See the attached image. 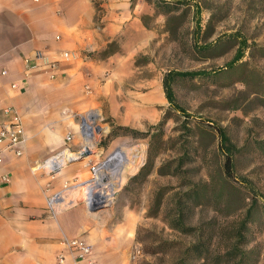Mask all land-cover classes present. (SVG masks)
Listing matches in <instances>:
<instances>
[{"label":"rangeland","instance_id":"1","mask_svg":"<svg viewBox=\"0 0 264 264\" xmlns=\"http://www.w3.org/2000/svg\"><path fill=\"white\" fill-rule=\"evenodd\" d=\"M89 1L95 26L108 20L115 31L91 53L112 55L104 90L69 113L64 139H72L60 148L82 149L83 117L99 112L104 130L67 163L90 172L79 197L95 190L93 170L125 147L136 169L111 204L91 211L115 235L131 228L125 264H264V0ZM190 71L203 74H175ZM165 77L181 110L166 97Z\"/></svg>","mask_w":264,"mask_h":264},{"label":"crops","instance_id":"2","mask_svg":"<svg viewBox=\"0 0 264 264\" xmlns=\"http://www.w3.org/2000/svg\"><path fill=\"white\" fill-rule=\"evenodd\" d=\"M94 17L89 0H0V125L8 118L3 108L12 106L27 135L21 155L0 144V264H72L63 236L85 239L98 264H125L123 252L134 242L131 228L113 234L107 218L84 202L55 215L46 211L47 195L88 180L84 165L69 163L54 176L35 167L60 150L69 113L104 90L112 55L93 59L91 53L107 45L115 24L107 20L97 28ZM62 50L75 56L26 69L25 58L35 52L51 61Z\"/></svg>","mask_w":264,"mask_h":264},{"label":"built area","instance_id":"3","mask_svg":"<svg viewBox=\"0 0 264 264\" xmlns=\"http://www.w3.org/2000/svg\"><path fill=\"white\" fill-rule=\"evenodd\" d=\"M74 56L75 54L73 52L62 50L57 54L56 58L49 61L46 55L37 51L33 56L25 58L26 69L30 70L42 62H50L51 64H54L55 62L67 60ZM4 72L5 71H2V73ZM13 86H15V84H13ZM3 112L8 118L0 125V144H2V150L13 152L15 155H21L27 141L22 118L18 111L12 106L4 107ZM65 139L67 141L71 140L72 135L68 134ZM78 151H81V149ZM78 151H71L69 147H64L48 156L35 167L42 169L50 176H54L70 161L71 158L76 157ZM65 153H70L71 156H65ZM95 170L96 169L93 171L95 172ZM81 184L82 183L79 182L65 183L60 190L47 195L45 198L46 211H48L50 215H55L63 209L76 206L81 201H83L87 207L90 206L92 201L87 195L83 198L79 197ZM61 242L66 249L67 255L70 257L72 264H98L93 255L91 245L82 237L63 236ZM65 259L66 254L60 253L57 255V261L59 263H63Z\"/></svg>","mask_w":264,"mask_h":264},{"label":"bare ground","instance_id":"4","mask_svg":"<svg viewBox=\"0 0 264 264\" xmlns=\"http://www.w3.org/2000/svg\"><path fill=\"white\" fill-rule=\"evenodd\" d=\"M98 116L99 112L97 110H90L83 117V124L80 128L81 135L85 140V144L81 149L83 152L91 149V141L94 139L95 132L103 128L97 122ZM129 152V149L125 147H117L96 168L95 190L87 195L93 204H101L103 202L107 205L111 204L117 193V188L122 185L125 179V173L136 169V165L134 166L135 155H130ZM65 156H71V154L65 153Z\"/></svg>","mask_w":264,"mask_h":264},{"label":"trees","instance_id":"5","mask_svg":"<svg viewBox=\"0 0 264 264\" xmlns=\"http://www.w3.org/2000/svg\"><path fill=\"white\" fill-rule=\"evenodd\" d=\"M242 44L244 45V42H242ZM242 49H243V46L237 51V53L235 54V56L233 57V59L231 60V62L228 65L234 64L235 62H237L238 60H240L244 56V54H243L244 52L242 51ZM175 74L182 76V77H187V76L194 77V76L203 74V71L176 72ZM163 87H164V90L166 92V97L169 100V102L171 104H173V106L175 108L181 110V108L175 102L173 92L170 90V87H169V84L167 82L166 77L163 80ZM214 127L219 134L221 142L223 144H226L228 139L226 137L224 130L220 126H217V125H214ZM224 154H225V159H224L225 171L227 174H230L232 167H233V159H232V156L229 152H224ZM243 228H245V220H242V223L240 224V230ZM237 236L241 237V232H240V234H237Z\"/></svg>","mask_w":264,"mask_h":264},{"label":"water","instance_id":"6","mask_svg":"<svg viewBox=\"0 0 264 264\" xmlns=\"http://www.w3.org/2000/svg\"><path fill=\"white\" fill-rule=\"evenodd\" d=\"M89 153V151H82L78 156H76V157H74V159H80L81 158V156H83V155H86V154H88ZM107 204L106 203H101V204H93V203H91V205L90 206H88V210L89 211H96V210H99V209H101V208H103V207H105Z\"/></svg>","mask_w":264,"mask_h":264}]
</instances>
